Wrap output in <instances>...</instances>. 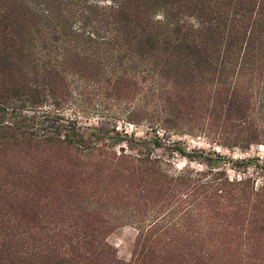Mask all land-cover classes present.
<instances>
[{
  "label": "rangeland",
  "instance_id": "374dc122",
  "mask_svg": "<svg viewBox=\"0 0 264 264\" xmlns=\"http://www.w3.org/2000/svg\"><path fill=\"white\" fill-rule=\"evenodd\" d=\"M53 28L29 18L24 57ZM126 44L67 47L88 84L59 112L76 117L85 154L0 146V264H264V69L229 59L220 76L184 52L157 60ZM18 114L0 122L29 130Z\"/></svg>",
  "mask_w": 264,
  "mask_h": 264
},
{
  "label": "trees",
  "instance_id": "16d2710c",
  "mask_svg": "<svg viewBox=\"0 0 264 264\" xmlns=\"http://www.w3.org/2000/svg\"><path fill=\"white\" fill-rule=\"evenodd\" d=\"M89 2L93 4L86 6ZM99 2L0 0V111L18 112L19 116L28 111L34 123L25 130L14 122H0V146H17L19 142L50 153L85 154L84 136L76 117L65 118L59 112L78 95L74 87H87L86 78L74 70L77 62L69 60L66 53L72 43L94 52L114 45L118 48L114 51L119 52L127 43L136 55L157 60L163 53L182 56L184 52L206 65L203 69L214 66L220 76L227 73L229 59L230 67L234 62L238 71L249 65L264 69V0H110L104 6H99ZM156 9L163 11V21L154 20ZM94 11L101 12V22L88 17ZM29 18L54 27L49 33L51 38L41 42L35 58L24 57L22 51ZM111 60H117V56ZM147 75L157 86L159 74L149 70ZM120 83L119 79L115 82L117 86ZM46 104L51 108L43 111ZM87 147L86 151L99 148L97 144ZM129 160L138 164L139 173L144 176L157 168L153 159ZM216 188L220 193L227 192L226 183H219ZM202 255L198 261L204 260ZM16 258L26 261L22 255Z\"/></svg>",
  "mask_w": 264,
  "mask_h": 264
},
{
  "label": "clouds",
  "instance_id": "9594fccd",
  "mask_svg": "<svg viewBox=\"0 0 264 264\" xmlns=\"http://www.w3.org/2000/svg\"><path fill=\"white\" fill-rule=\"evenodd\" d=\"M154 20L163 21L164 20V13L163 11L157 12L154 16Z\"/></svg>",
  "mask_w": 264,
  "mask_h": 264
}]
</instances>
